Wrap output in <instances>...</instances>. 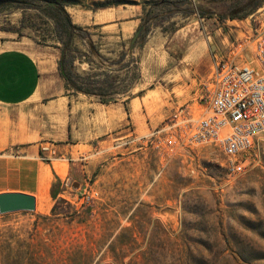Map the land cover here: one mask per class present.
<instances>
[{"label": "rangeland", "instance_id": "1", "mask_svg": "<svg viewBox=\"0 0 264 264\" xmlns=\"http://www.w3.org/2000/svg\"><path fill=\"white\" fill-rule=\"evenodd\" d=\"M60 1L71 3L66 11L74 24L101 23L91 26L93 41L102 55L114 59L129 46L142 7L157 0ZM13 5L0 8V29L18 33L0 31V47L16 40L23 47L52 43L44 16ZM96 5L107 8L91 11ZM263 27L264 2L242 20L177 15L153 26L132 50L140 72L132 98L120 97L101 109L87 106L98 104L97 98L83 101L91 123L81 122L79 137L69 128L67 139L81 142L73 151L77 160L60 158L59 142L42 141L57 150L53 167L66 166L65 175H57L64 178L69 163L70 178L60 197L65 202L52 204L50 178L38 176L36 196L46 208L0 215V264H264V140L235 176L228 175V160L217 145L170 151L160 142L173 110L195 104L205 93L214 56L256 66L255 30ZM244 41V49L229 56L230 47ZM94 67L91 73L102 71ZM78 68L88 71L86 65ZM8 116L13 122L15 111L0 106L2 145ZM41 125L53 131L48 137L58 139L59 122ZM10 148L0 150L1 167L15 161L8 155H18ZM15 182L7 186L16 187ZM25 184L22 188L34 189L33 181ZM7 186L0 182V190Z\"/></svg>", "mask_w": 264, "mask_h": 264}, {"label": "crops", "instance_id": "2", "mask_svg": "<svg viewBox=\"0 0 264 264\" xmlns=\"http://www.w3.org/2000/svg\"><path fill=\"white\" fill-rule=\"evenodd\" d=\"M109 22L112 21L105 23ZM99 24L101 23L86 21L77 25L91 27L92 25L99 26ZM106 27L108 25L100 28ZM93 37L94 35H92V40ZM58 58L59 51L52 46L35 48V46L29 45L23 47L22 43L16 40L0 47V106L6 111H15V120L13 122L10 116H8V132L4 139V145L0 141V150L12 147L18 153L15 156H7L15 159L11 163V165L15 164L14 166L6 165L1 167L0 165L1 181H5L6 186L10 180L16 181V187L9 188L7 186L0 190V193L22 192L34 196L37 195L40 182L38 174L41 170H46L42 169V166L36 162L37 158L40 160V146L44 140L59 142L57 147L61 154L60 158L69 157V155L71 157L69 160L66 159V161L77 160L78 158V156L73 157V151L81 142L76 141L75 144L67 143L69 128L72 129L70 133L73 136L79 137L81 122L85 120L88 124L91 123L92 116L91 119L88 118V114L84 110L87 108L85 107V102H83L87 101L88 98L90 99V97L82 94L76 96L68 94L57 70ZM181 61L179 60V62ZM82 65L86 64L79 66ZM87 106L88 108L92 106L101 109L104 105L94 103ZM82 110L83 112L81 113ZM116 111L123 118V114L121 113L123 106L119 105ZM84 115L86 118H84ZM51 121L59 122L58 131H60V134L57 135L58 139L51 138L52 135L49 133L53 131H48L46 128L44 129V125H41ZM91 132L92 128L90 129L88 126L86 135L91 136ZM40 162L49 168L50 180L48 182L47 194L52 204H55L65 193L63 187L66 186L70 178L69 163L67 174L62 178L57 175L52 162ZM27 181L34 182L33 190L22 188L26 185ZM53 194L55 196L54 199Z\"/></svg>", "mask_w": 264, "mask_h": 264}, {"label": "built area", "instance_id": "3", "mask_svg": "<svg viewBox=\"0 0 264 264\" xmlns=\"http://www.w3.org/2000/svg\"><path fill=\"white\" fill-rule=\"evenodd\" d=\"M255 32L256 66L214 56L205 93L195 104L174 109L166 120L160 140L165 149L214 144L230 162L229 176L244 172L248 154L264 140V27ZM245 43L232 45L229 56L242 51ZM56 157L54 145L40 146L42 162Z\"/></svg>", "mask_w": 264, "mask_h": 264}, {"label": "trees", "instance_id": "4", "mask_svg": "<svg viewBox=\"0 0 264 264\" xmlns=\"http://www.w3.org/2000/svg\"><path fill=\"white\" fill-rule=\"evenodd\" d=\"M27 2L28 5L21 6L37 10L50 26L49 36L52 43L48 46L55 47L59 51L57 70L69 95L82 94L94 97L99 103L106 105L117 102L120 97L132 98L129 94L139 80L140 72L136 61L132 59L133 52L129 51V46L120 51L114 59L105 57L92 40L93 34L90 30L93 27H81L72 22L66 11V7L71 4L69 1L28 0ZM263 2L264 0H195L194 3L191 0L150 1L142 7L138 26V28L142 27V30L134 48L143 43L144 37L153 26L171 20L177 15H196L200 19L214 17L221 22L242 20L252 15ZM11 5L7 4L0 8ZM118 5L119 3H115L114 6ZM103 8H107V5H96L90 10ZM0 31L18 33L13 28H2ZM43 43L46 44V41ZM121 46L124 48L123 44ZM81 64L87 65V72L79 71L78 66ZM94 66L102 71L98 74L91 73L95 69ZM120 72H124L122 78L119 76ZM52 196L54 199V194ZM62 202L65 201L60 199L55 205Z\"/></svg>", "mask_w": 264, "mask_h": 264}, {"label": "water", "instance_id": "5", "mask_svg": "<svg viewBox=\"0 0 264 264\" xmlns=\"http://www.w3.org/2000/svg\"><path fill=\"white\" fill-rule=\"evenodd\" d=\"M7 4L28 5L24 0H0V6ZM142 27L138 28L130 40L129 51L131 52L141 33ZM36 210V198L34 195L22 192L0 193V215L15 212H34Z\"/></svg>", "mask_w": 264, "mask_h": 264}, {"label": "bare ground", "instance_id": "6", "mask_svg": "<svg viewBox=\"0 0 264 264\" xmlns=\"http://www.w3.org/2000/svg\"><path fill=\"white\" fill-rule=\"evenodd\" d=\"M54 169L56 171V173L60 174V175H65V172H66V166L65 164H61V163H56L54 165ZM227 169H228V172H230V162H228V165H227ZM38 176L40 177H45V176H49L50 178V172H49V169L47 170H41L38 174ZM42 191V190H41ZM36 198V210L38 211H44L45 208H46V204L44 202V199L42 197H37L35 196Z\"/></svg>", "mask_w": 264, "mask_h": 264}]
</instances>
